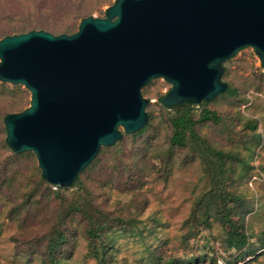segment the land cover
I'll use <instances>...</instances> for the list:
<instances>
[{"label":"rangeland","instance_id":"374dc122","mask_svg":"<svg viewBox=\"0 0 264 264\" xmlns=\"http://www.w3.org/2000/svg\"><path fill=\"white\" fill-rule=\"evenodd\" d=\"M113 2L0 0V39L72 33ZM224 66L228 88L201 104L164 107L171 84L151 80L149 127L123 132L69 187L7 144L4 118L31 92L0 80V264H264V65L246 47Z\"/></svg>","mask_w":264,"mask_h":264},{"label":"water","instance_id":"95a60500","mask_svg":"<svg viewBox=\"0 0 264 264\" xmlns=\"http://www.w3.org/2000/svg\"><path fill=\"white\" fill-rule=\"evenodd\" d=\"M251 47L264 65V0H114L72 33L0 39V80L23 84L30 105L5 118L6 142L32 151L45 180L72 186L102 146L143 128L142 89L163 78L165 106L226 91L224 62Z\"/></svg>","mask_w":264,"mask_h":264},{"label":"trees","instance_id":"16d2710c","mask_svg":"<svg viewBox=\"0 0 264 264\" xmlns=\"http://www.w3.org/2000/svg\"><path fill=\"white\" fill-rule=\"evenodd\" d=\"M16 32H20V33H21V32H26V31H25V30H22V31H16ZM227 88H228V87H227ZM160 101H161V100H160ZM163 105H164V104H163ZM164 107L172 108V107H174V106H165V105H164ZM184 113H185V114H182V115H187L188 112H184ZM209 115H210L209 112L206 111V112L204 113V116H203V117H204V118H207V117H209ZM179 119H180V118H179ZM179 119L177 120L178 122H180ZM181 121H182V120H181ZM150 124H151V120H150V118H149L147 124H146L143 128H141L140 130H138V131H136V132L128 133V134H134V133H135V134H140V133H142L143 131H145V130L149 127ZM124 133H125V132H124ZM126 133H127V132H126ZM174 137H175V139H174L175 142H176V143H179L180 141H182V139H183V137H184V134H183V132H178V133H176V135H175ZM119 140H120V139H119ZM119 140H117L116 143H117ZM5 143H6V142H5ZM116 143H115V144H116ZM115 144H114V145H115ZM114 145H111V146H114ZM111 146H110V147H111ZM103 147H105V146H102V147H101V149L99 150L97 156L94 158V160H93V161H92V162H91V163H90V164H89L84 170L89 169L90 167L95 166L96 164H98V162H99V158H98V156H99V153H100V151L102 150ZM14 153H15V152H14ZM15 154H16V153H15ZM84 170H83V171H84ZM83 171H82V172H83ZM40 174H41V173H40ZM40 177H41V180H42L43 182H47V180H45V179L43 178L42 174H41ZM79 177H80V174L77 176V178H76V180L74 181V183L72 184V186L75 185V184L79 181ZM231 245H232V246H237L238 243H237V242H236V243L233 242Z\"/></svg>","mask_w":264,"mask_h":264}]
</instances>
